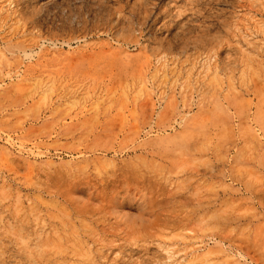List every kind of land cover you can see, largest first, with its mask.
<instances>
[{"label":"rangeland","instance_id":"374dc122","mask_svg":"<svg viewBox=\"0 0 264 264\" xmlns=\"http://www.w3.org/2000/svg\"><path fill=\"white\" fill-rule=\"evenodd\" d=\"M0 264H264V0H0Z\"/></svg>","mask_w":264,"mask_h":264}]
</instances>
